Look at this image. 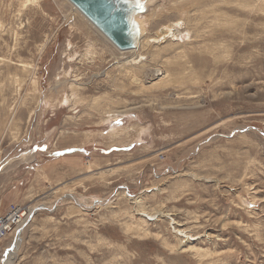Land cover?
I'll return each instance as SVG.
<instances>
[{
  "label": "rangeland",
  "instance_id": "374dc122",
  "mask_svg": "<svg viewBox=\"0 0 264 264\" xmlns=\"http://www.w3.org/2000/svg\"><path fill=\"white\" fill-rule=\"evenodd\" d=\"M67 1L0 0V264H264V0H141L132 62Z\"/></svg>",
  "mask_w": 264,
  "mask_h": 264
},
{
  "label": "water",
  "instance_id": "95a60500",
  "mask_svg": "<svg viewBox=\"0 0 264 264\" xmlns=\"http://www.w3.org/2000/svg\"><path fill=\"white\" fill-rule=\"evenodd\" d=\"M120 50L135 46L140 29L134 16L144 11L141 0H69ZM35 209L32 210V213Z\"/></svg>",
  "mask_w": 264,
  "mask_h": 264
},
{
  "label": "bare ground",
  "instance_id": "6f19581e",
  "mask_svg": "<svg viewBox=\"0 0 264 264\" xmlns=\"http://www.w3.org/2000/svg\"><path fill=\"white\" fill-rule=\"evenodd\" d=\"M67 2H70L69 0L67 1ZM71 4H72V9L76 12V13H78L79 14V16L80 17H82V19H83V21H85V23H88L91 27H93L94 29H96V31H98V33H102L104 36H102L104 39H108L106 36H105V34L96 26V25H94L93 23H92V21H90L80 10H79V8L77 7V6H75L72 2H70ZM146 3V2H145ZM145 3H144V8H145V10H146V5H145ZM145 10L142 12V13H144L145 12ZM142 13H137L135 16H134V19H135V21L137 22V24H138V26H139V29H140V35H139V37H138V39L136 40V43H135V46L133 47V48H131V49H128V50H121L122 52H126V51H128V52H132V53H135V57L133 56L132 57V59H131V62H132V60H134L136 57H138V56H141V54H142V52H140V50H143V48H149V47H151V45H153V43H156L157 44V42H158V40H164V41H166V39L167 40H172V37H173V33H172V30H171V27L170 26H168V27H166V28H162V30L158 33H156L155 34V37L153 38V37H151V38H145V36H144V24H143V21L142 20H140L139 18H138V16L137 15H140V14H142ZM146 14V13H145ZM95 31V30H94ZM95 31V32H96ZM101 34V35H102ZM175 34V33H174ZM163 38H165V39H163ZM175 38V37H174ZM109 40V39H108ZM107 40V41H108ZM110 41V40H109ZM111 42V41H110ZM112 43V42H111ZM159 43V42H158ZM113 44V43H112ZM114 45V44H113ZM158 45V44H157ZM115 46V45H114ZM116 47V46H115ZM117 48V47H116ZM118 49V48H117ZM120 50V49H119ZM140 61V60H139ZM130 62V61H129ZM128 63V62H127ZM135 64V63H134ZM122 66H124L123 64H121ZM130 67V66H129ZM133 67V66H132ZM159 71V69H156V72H157V76H161V77H159L160 79H163L164 77H165V75H166V73H165V71H160V73L158 72ZM167 74H169V73H167ZM156 83V82H155ZM114 131V130H113ZM112 131V132H113ZM115 132H116V130H115ZM32 209H33V206L32 207H29L28 209H27V211H23L22 210V214L20 215V221L15 225V227L13 228V230H12V232H11V234L15 231V229L16 228H18L20 225H21V223L25 220V217H27V215L32 211ZM18 242V241H17ZM19 243V242H18ZM16 243H14V245H15ZM15 247V246H14ZM1 248V247H0ZM15 248H13V250H14ZM13 250L11 251V249H10V252H8L7 253V255H6V259L4 260V264H12V262H13V259H14V257H15V254H14V252H13Z\"/></svg>",
  "mask_w": 264,
  "mask_h": 264
},
{
  "label": "built area",
  "instance_id": "2783aa9c",
  "mask_svg": "<svg viewBox=\"0 0 264 264\" xmlns=\"http://www.w3.org/2000/svg\"><path fill=\"white\" fill-rule=\"evenodd\" d=\"M21 214V208L11 205L4 214L0 215V245L20 221Z\"/></svg>",
  "mask_w": 264,
  "mask_h": 264
}]
</instances>
